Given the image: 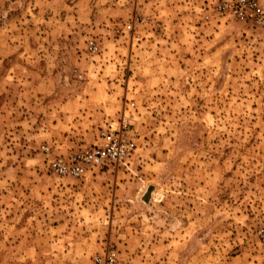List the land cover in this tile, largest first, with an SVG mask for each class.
<instances>
[{"label":"rangeland","instance_id":"374dc122","mask_svg":"<svg viewBox=\"0 0 264 264\" xmlns=\"http://www.w3.org/2000/svg\"><path fill=\"white\" fill-rule=\"evenodd\" d=\"M224 1L0 0V264H264V27ZM132 103L127 165L49 169Z\"/></svg>","mask_w":264,"mask_h":264},{"label":"built area","instance_id":"2783aa9c","mask_svg":"<svg viewBox=\"0 0 264 264\" xmlns=\"http://www.w3.org/2000/svg\"><path fill=\"white\" fill-rule=\"evenodd\" d=\"M216 11L223 18L264 27V7L260 0L224 1L216 6ZM128 28L130 29L131 25ZM88 51L90 54L100 51V45L96 40L89 41ZM134 106V103L128 105L122 117L102 127L99 132L100 143L95 147L68 158L56 156L49 161V169L59 177L80 178L90 168L127 165L128 158L135 151V143L130 138L132 117L129 113ZM42 149L45 152L49 151V147L46 146ZM259 234L264 243V227L260 228ZM118 261V252L112 248L94 258L95 264H118Z\"/></svg>","mask_w":264,"mask_h":264},{"label":"water","instance_id":"95a60500","mask_svg":"<svg viewBox=\"0 0 264 264\" xmlns=\"http://www.w3.org/2000/svg\"><path fill=\"white\" fill-rule=\"evenodd\" d=\"M155 190V187H149V189L146 191V195L143 197L145 202H149L152 198L153 191Z\"/></svg>","mask_w":264,"mask_h":264}]
</instances>
